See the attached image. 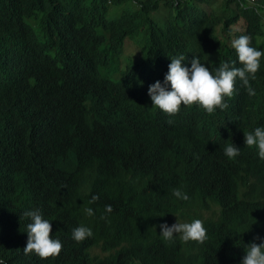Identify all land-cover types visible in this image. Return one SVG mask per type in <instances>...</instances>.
I'll list each match as a JSON object with an SVG mask.
<instances>
[{"label":"trees","instance_id":"16d2710c","mask_svg":"<svg viewBox=\"0 0 264 264\" xmlns=\"http://www.w3.org/2000/svg\"><path fill=\"white\" fill-rule=\"evenodd\" d=\"M241 35L264 53V0H0V260L242 264L245 246L264 239V160L244 144L229 159L224 148L239 141H214L204 125L264 127V55L250 80L256 95L237 79L229 107L212 115L185 108L169 124L145 93L180 55L214 76L221 63L241 67L231 44ZM8 192L33 198L11 221ZM36 209L61 241L58 257L19 252L24 213ZM177 219L201 220L205 243L163 241L159 225ZM80 226L93 236L76 242Z\"/></svg>","mask_w":264,"mask_h":264},{"label":"clouds","instance_id":"9594fccd","mask_svg":"<svg viewBox=\"0 0 264 264\" xmlns=\"http://www.w3.org/2000/svg\"><path fill=\"white\" fill-rule=\"evenodd\" d=\"M257 14H261L259 10H257ZM28 23L38 32L33 19L28 20ZM251 40L252 37L249 35H241L233 39L231 44L237 52L241 67H230L228 63H221L215 70V76L208 67L200 62L198 57L191 61V68L184 66L185 57L183 55L171 58L164 82H152L146 87L147 100L152 102L153 107L162 110L168 123L172 124L173 119L185 108L195 107L206 115L215 114L214 111L218 108L220 110L227 109L229 105L224 98L232 97L237 79L246 88L249 96H255L256 93L250 85V80L256 79V73L260 68V58L264 53L251 47ZM169 86L171 91H169ZM195 104L202 106L203 109L198 108ZM61 114L62 112L57 115ZM204 126L214 141H239L235 145L229 144L224 148V154L229 159L238 157L244 144L245 149L250 150L254 155H257L258 148L259 157L264 160V127H257L254 132L242 133L239 126L226 122ZM172 194L181 200L189 199L188 195L178 188L173 189ZM98 200L99 196L93 195L88 203L93 204ZM32 201L33 198L29 196L8 192L7 202L2 205L4 208L2 214L8 221H11V217L17 211L29 207ZM83 211L88 216L94 215L91 207L85 206ZM105 211L111 214L112 206L107 205ZM42 214L39 209L24 213L31 219V223L27 225V240L21 243L24 249L19 252H24L26 256L30 255L33 258L36 253L42 259L47 260L49 257L60 255L62 244L60 240L51 238L52 224L44 219ZM101 218L106 219L103 216ZM159 228L161 230L158 232L159 235L168 244L174 243L178 238L184 243L194 241L203 245L207 239L203 222L199 219L193 220L191 223H182L177 219V223L171 226L166 223L161 224ZM92 236V230L85 226L77 227L72 231V238L76 242H82ZM255 240H261V243H256ZM255 240L245 246L242 264H264V239L257 236ZM0 264H4V261L0 260Z\"/></svg>","mask_w":264,"mask_h":264},{"label":"rangeland","instance_id":"374dc122","mask_svg":"<svg viewBox=\"0 0 264 264\" xmlns=\"http://www.w3.org/2000/svg\"><path fill=\"white\" fill-rule=\"evenodd\" d=\"M120 11V8H112V12L109 14V18H113L115 15L114 13L118 14V12ZM136 48L134 46H132L130 43H128L127 47H126V54L127 55H131L136 53Z\"/></svg>","mask_w":264,"mask_h":264}]
</instances>
